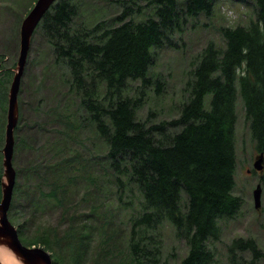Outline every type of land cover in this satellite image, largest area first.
<instances>
[{
  "label": "trees",
  "instance_id": "16d2710c",
  "mask_svg": "<svg viewBox=\"0 0 264 264\" xmlns=\"http://www.w3.org/2000/svg\"><path fill=\"white\" fill-rule=\"evenodd\" d=\"M119 1L120 14L89 27L74 23L83 0H58L35 33L43 35L53 54L50 67L60 75L59 85L68 88L64 97L75 98L84 112L83 120L73 114L77 125L69 120L70 124L82 131L87 117L104 142L106 152L99 155L98 164L105 175L89 173L86 179L96 184L109 178L118 202L132 207L128 252L133 264H159L167 226L188 247L181 264H215L213 244L222 235L220 222L235 218L244 204L234 194L239 99L256 150L264 153V0H242L254 6L255 20L247 26L219 28L221 46L208 42L192 63L185 87L188 98L180 106L179 117L154 125L140 121L137 111L148 89L155 87L160 93L163 88L150 75L157 51L178 48L176 36L191 20L211 17L219 0H148L145 6L139 0ZM146 8H152L149 17L135 21ZM133 82L141 86L135 96L130 95ZM21 143L28 146L26 140ZM75 157L63 163L50 158L28 166V183L21 186L16 181L9 219L17 225L24 245L42 246L52 254L53 263L59 264L62 252L77 255V263L86 261L89 250L84 241L95 229L92 217H99L100 228L107 230L106 247H101L95 261L122 264L120 249L114 244L118 233L113 214L98 215L101 206H96L90 213L70 215L71 207L65 205L66 188L78 182L76 174L83 166ZM90 164L89 159L85 166L89 169ZM2 176L0 164V197ZM40 180L50 185L49 191L43 192ZM91 195L88 191L85 198ZM63 205L69 213L63 235L39 224L41 220L33 237L25 235L44 209ZM17 210L26 214L23 222L17 221ZM229 255L233 264H262L264 258L253 238L233 241Z\"/></svg>",
  "mask_w": 264,
  "mask_h": 264
},
{
  "label": "rangeland",
  "instance_id": "374dc122",
  "mask_svg": "<svg viewBox=\"0 0 264 264\" xmlns=\"http://www.w3.org/2000/svg\"><path fill=\"white\" fill-rule=\"evenodd\" d=\"M36 1L0 0V139L3 137L2 143L0 140V164L2 168L8 93L17 68L14 64L17 63L19 57L20 29L23 20L30 13ZM178 1L182 3L184 0ZM125 2L129 3V0H125ZM137 2L139 5L145 6L148 0ZM151 10L152 8H146L142 14L135 17V21H143L148 18ZM121 12L122 7L119 0H83L79 16L74 23L90 27L100 20L116 16ZM251 20H255L254 6L247 5L242 0H219L211 17L202 15L195 21L191 20L184 32L176 36L179 43L178 48L165 47L157 51L155 65L151 69L150 75L154 82H162L164 85L160 93L156 91L155 87L146 91L144 104L137 111L138 119L149 121V125H154L178 118L180 106L188 98L185 87L193 68L192 63H196L198 54L210 41H215L221 46L219 28L247 26ZM37 29L36 31H38ZM35 33L18 96L19 122L14 138L15 145L18 140L20 143L16 148L14 146L13 158V166L16 173H19L16 181L21 186L28 183L26 182L28 179L26 170L30 165L50 158L63 163L65 160L77 156V161L82 160L83 163L76 174L79 180L66 188L68 194L65 205H70V215L90 213L96 206H101V209L98 207V215L100 212L101 214L112 213V224L118 233L114 244L117 245L118 250L120 249L121 263L133 264L129 256L128 245L132 226L130 220L134 211L131 210L132 207L125 208V205L118 202L115 197L116 187L109 183V178L104 177L96 184L88 181L92 178L86 179L89 173L92 174V177L105 175L98 164L99 155L104 156L106 152L104 142L98 137L94 126L90 125L87 117L86 125L82 131L75 128L77 123L72 115H79L83 120L84 112L78 107L79 102L75 98L64 97L68 88L64 84V86L59 85L62 84L59 81L60 75L53 67H50L53 54L48 49L43 35L39 33L35 36ZM140 87L139 82H133L130 95H137ZM236 111L235 149L237 162L234 194L241 197L244 204L235 218L220 222L222 235L220 241L213 244L216 255L215 264H233L229 255V247L233 241L238 239H255L264 254V178L262 182L261 172L258 173L254 169V164L260 153L256 150L255 142L252 140L240 99L237 102ZM69 120L75 126L70 124ZM30 126L32 128H29ZM23 140L27 141L28 146L22 145ZM43 148L44 151L39 152ZM89 159L91 164L88 169L85 165ZM84 166L85 168H83ZM34 179L31 177L29 180L31 187L35 186ZM39 182L43 192L50 190L49 184L41 180ZM261 183H263L262 206L257 210L253 192ZM25 190L28 188L26 187ZM88 191L92 195L85 198ZM65 205L60 208L44 209L42 216H36V221L29 226V231L26 230L25 235L33 237L35 225L40 220L39 224L55 228L59 235H63L69 225V213H67V209L65 210ZM137 210H139V205ZM15 214L19 223L26 218V214L22 215L19 210ZM101 223L99 217H92L91 225L95 229L92 236L89 234L88 239L84 241L87 250H89L86 261L77 263V255L71 256L62 252L59 255V264H97L95 259H99L101 247L103 249L106 247L104 241L107 230L102 231ZM15 226L17 227V225ZM161 243L159 264H181L187 256V245L184 241L176 238L171 227L167 226L163 230ZM55 250L57 251L56 248ZM262 264H264V258Z\"/></svg>",
  "mask_w": 264,
  "mask_h": 264
},
{
  "label": "water",
  "instance_id": "95a60500",
  "mask_svg": "<svg viewBox=\"0 0 264 264\" xmlns=\"http://www.w3.org/2000/svg\"><path fill=\"white\" fill-rule=\"evenodd\" d=\"M58 0H37L30 13L25 17L20 29V51L14 78L8 93L7 124L5 128V146L3 149V176L1 179L0 200V247L11 252L21 264H54L52 254L42 247H28L20 239L17 228L9 219L17 173L13 166L15 129L19 122L18 96L21 82L28 64L33 35L46 13ZM255 171L264 170V155L260 154L254 164ZM262 185L253 192L255 208L262 206Z\"/></svg>",
  "mask_w": 264,
  "mask_h": 264
},
{
  "label": "bare ground",
  "instance_id": "6f19581e",
  "mask_svg": "<svg viewBox=\"0 0 264 264\" xmlns=\"http://www.w3.org/2000/svg\"><path fill=\"white\" fill-rule=\"evenodd\" d=\"M0 264H21L8 250L0 247Z\"/></svg>",
  "mask_w": 264,
  "mask_h": 264
},
{
  "label": "flooded vegetation",
  "instance_id": "af4514ba",
  "mask_svg": "<svg viewBox=\"0 0 264 264\" xmlns=\"http://www.w3.org/2000/svg\"><path fill=\"white\" fill-rule=\"evenodd\" d=\"M260 154H263L264 155V153H260ZM259 154V155H260ZM260 177H261V179H262V182H263V178H264V170L260 173ZM264 183V182H263ZM263 183H261V185H263Z\"/></svg>",
  "mask_w": 264,
  "mask_h": 264
}]
</instances>
